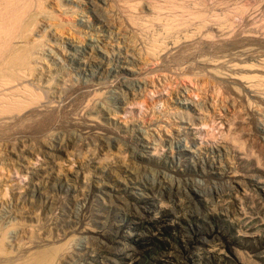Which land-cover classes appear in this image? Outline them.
<instances>
[{
	"label": "rangeland",
	"instance_id": "374dc122",
	"mask_svg": "<svg viewBox=\"0 0 264 264\" xmlns=\"http://www.w3.org/2000/svg\"><path fill=\"white\" fill-rule=\"evenodd\" d=\"M0 264H264V0H0Z\"/></svg>",
	"mask_w": 264,
	"mask_h": 264
}]
</instances>
